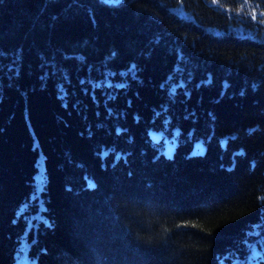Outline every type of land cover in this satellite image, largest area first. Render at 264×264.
<instances>
[{"label": "trees", "instance_id": "16d2710c", "mask_svg": "<svg viewBox=\"0 0 264 264\" xmlns=\"http://www.w3.org/2000/svg\"><path fill=\"white\" fill-rule=\"evenodd\" d=\"M0 264H264V0H0Z\"/></svg>", "mask_w": 264, "mask_h": 264}, {"label": "rangeland", "instance_id": "374dc122", "mask_svg": "<svg viewBox=\"0 0 264 264\" xmlns=\"http://www.w3.org/2000/svg\"><path fill=\"white\" fill-rule=\"evenodd\" d=\"M165 153H166V154H168V150H167V151H165Z\"/></svg>", "mask_w": 264, "mask_h": 264}]
</instances>
